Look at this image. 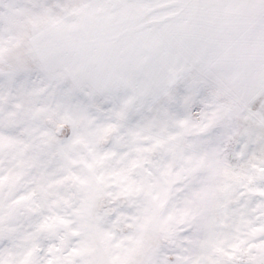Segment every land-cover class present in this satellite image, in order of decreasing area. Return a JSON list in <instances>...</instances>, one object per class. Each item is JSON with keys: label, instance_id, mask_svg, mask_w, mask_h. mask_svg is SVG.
Here are the masks:
<instances>
[{"label": "snow or ice", "instance_id": "6c2138e0", "mask_svg": "<svg viewBox=\"0 0 264 264\" xmlns=\"http://www.w3.org/2000/svg\"><path fill=\"white\" fill-rule=\"evenodd\" d=\"M0 264H264V0H0Z\"/></svg>", "mask_w": 264, "mask_h": 264}]
</instances>
